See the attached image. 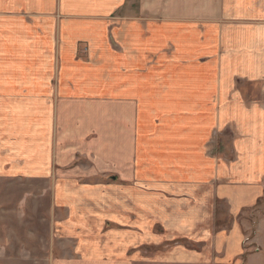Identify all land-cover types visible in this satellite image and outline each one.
<instances>
[{
  "label": "crops",
  "instance_id": "1",
  "mask_svg": "<svg viewBox=\"0 0 264 264\" xmlns=\"http://www.w3.org/2000/svg\"><path fill=\"white\" fill-rule=\"evenodd\" d=\"M48 172L50 264H264V0H0V178Z\"/></svg>",
  "mask_w": 264,
  "mask_h": 264
},
{
  "label": "rangeland",
  "instance_id": "2",
  "mask_svg": "<svg viewBox=\"0 0 264 264\" xmlns=\"http://www.w3.org/2000/svg\"><path fill=\"white\" fill-rule=\"evenodd\" d=\"M213 132L206 151L211 158H217L221 139L230 143L234 132L230 127ZM218 133L222 135L216 137ZM226 147L229 149L230 145ZM231 155L221 158L227 161L232 159ZM3 176L0 178V264H50L52 255H75L70 250L69 253L60 252L61 246L67 244L61 243L56 236L58 226H55L51 210L53 190L50 187L53 174L44 173L34 179L27 176ZM262 203L264 195L259 206L246 210V215L242 217L252 225L249 230H253L258 219L264 218ZM56 247L59 248L58 254Z\"/></svg>",
  "mask_w": 264,
  "mask_h": 264
}]
</instances>
